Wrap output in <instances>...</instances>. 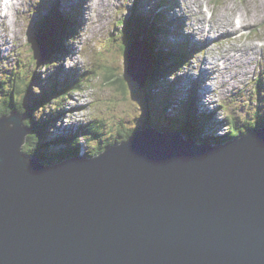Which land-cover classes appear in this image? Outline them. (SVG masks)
<instances>
[{"label": "water", "instance_id": "1", "mask_svg": "<svg viewBox=\"0 0 264 264\" xmlns=\"http://www.w3.org/2000/svg\"><path fill=\"white\" fill-rule=\"evenodd\" d=\"M150 54L127 49L141 87ZM23 121L0 116V264H264V127L213 143L149 123L45 163L23 151Z\"/></svg>", "mask_w": 264, "mask_h": 264}, {"label": "rangeland", "instance_id": "2", "mask_svg": "<svg viewBox=\"0 0 264 264\" xmlns=\"http://www.w3.org/2000/svg\"><path fill=\"white\" fill-rule=\"evenodd\" d=\"M48 1L21 0L20 3L14 5L12 9L8 10V13L11 21L14 22V25L11 26V35H14L18 42L13 44L11 35L5 36L4 39L0 38V82L9 81V77H12L20 83V91L14 95L10 105L13 110L6 112V115L12 114L13 111L24 115L23 125L30 129V120L43 124L44 143L53 140L52 138L59 134H74L80 126L93 121L100 136L97 134V137L92 138L93 140L89 138V143L81 138L80 144L82 150L90 153L94 150L92 148L99 144V141H103L104 144L112 139L114 140L113 144L126 141L130 136L123 134H126L129 129L143 128V125H147V119L150 120L152 126L158 129L174 130L180 126L186 110L193 107L199 116V113L211 112V121L202 129L203 134L208 135L227 133L229 125L227 115L229 113L236 117L238 127L245 125L248 130L256 125L253 123L259 124V119L264 118V0H136V2L142 1V6H134L132 2L126 6V0H112V2L106 0L101 10L92 14L90 21L87 8H85V0H77L75 3L67 2V0H51V3L57 1L60 8L66 9L67 7L68 10H72V18H66L62 13H59L73 35L68 38V41H66V34L64 35L67 51H63L61 48L60 52H54L49 62L41 61V65L38 66L34 62L32 46H35V43L46 44L47 38L44 37V40L41 41L40 38L35 37L34 42L30 39L35 36L34 33H41L40 25H38V32H34L33 27L41 23V16L51 8L50 1ZM231 1L236 3L235 7L225 5ZM208 2L210 8L216 12L212 20L208 19L211 18L209 11L207 14L203 11ZM4 4V0L0 1L1 6ZM224 5L226 8L222 9L221 7ZM167 6V9L173 8L172 11L165 10L164 8ZM134 7H136L135 10ZM206 7H209V4ZM237 7L244 8L240 16L244 18V23L251 29L248 32L250 37L247 39L246 35L244 38L233 40L229 39L233 35L224 37V33H222L223 36H219L222 32L216 26L220 23L217 19L220 17L219 13L224 10L233 16L234 9ZM67 9V12L63 11L66 15ZM150 9H153L152 16L159 15L156 12L161 14L158 23H161L162 20L168 30V34L165 35L158 28L156 41H165L166 52L170 54L179 53L183 58L188 56L184 64L179 62L173 68H169L170 72L164 75L163 79H155L154 88L148 85L154 68L149 70V78L145 87H141L133 77L127 74L129 59L123 53L122 48L123 45L130 42L129 38L133 35L132 26L135 23L125 28V33L121 31L123 25L118 23L122 18H125L124 15L127 13H130L132 19L134 12L142 16L148 14L147 11ZM164 11H166L165 15H163ZM189 14L191 16L188 23L185 24L187 20L185 15ZM97 16L104 17L98 20ZM152 16L148 15V19L150 20ZM72 20L76 22L75 26L68 25V22ZM172 21L174 23H171ZM230 23L234 24L231 21ZM66 26L64 27L66 28ZM165 27L162 28V31L166 32ZM0 29L2 31V25H0ZM170 30L172 34H170ZM210 35L217 37L214 38V41L206 42L205 40L206 43H202L204 39H209ZM198 37L201 40H198ZM136 39L134 38V40ZM138 40L142 43L140 37ZM187 40H191V43ZM147 42L149 45L147 44L146 47L150 49L152 43L148 39ZM131 43L132 41L130 45ZM50 44L52 45V43ZM153 46L155 45L153 44ZM68 48H71L73 57L69 55ZM76 49L78 50L75 54ZM187 50L190 51L186 52ZM239 50L240 53H237ZM155 51L150 49V59L153 64ZM171 62V60H167L168 65ZM223 69L230 74L224 78V81L218 78V75L224 72ZM239 70L247 72V76H242V72ZM37 75L40 77L39 81H36ZM118 77L125 79L124 88L121 87ZM207 77L215 88L214 96L215 100L217 99L215 107L218 105V110L204 105V100L210 99V97H205L203 92V90L208 91V88L203 86L204 82H201L202 85L198 83ZM215 79L219 83L218 86ZM75 81L82 83L81 88L68 92L65 87ZM25 88L29 93V97L27 94L25 98L31 102V105L33 101L38 102V109L34 115L35 121L29 111L21 113L15 109L23 103L22 95L25 94ZM6 90L5 87L0 91V104L5 100L2 99V95ZM52 91L53 93H51ZM63 91L67 94L66 98L62 95ZM50 93L51 98H49ZM56 93L60 96L55 97ZM72 96L78 100H73ZM194 99L195 101H193ZM199 103L201 104L199 105ZM46 121L49 125L46 124ZM216 124H222L218 128V132H215L217 131ZM34 126L39 129L38 124ZM119 129H124V132L120 134ZM255 129L258 128L254 127L250 130ZM243 134H245L244 131L237 133L234 138H239ZM27 139L23 145V151L25 148H34V144L30 146ZM209 141L212 142V140ZM74 144L72 143V145ZM48 146L43 149L55 148L51 145L49 146L51 148H46ZM61 147L57 146V148ZM70 157L68 156V158Z\"/></svg>", "mask_w": 264, "mask_h": 264}, {"label": "trees", "instance_id": "3", "mask_svg": "<svg viewBox=\"0 0 264 264\" xmlns=\"http://www.w3.org/2000/svg\"><path fill=\"white\" fill-rule=\"evenodd\" d=\"M57 5V4H56ZM55 7L51 10V13H49L48 15L44 16L42 19L43 22V29L46 31V33L48 35H46V44L49 47V52L48 54L45 56L44 61L49 62L51 60V56L54 54V52H58L59 49L65 47V42H64V35L66 34V38L68 39V37L71 35V31H68L67 26L65 24V20L62 19V17L60 16V9ZM60 12V13H59ZM161 18V14L157 15L156 17L153 18L152 21H149V19L146 17L142 16H136L134 18L131 19V21L133 23H135L132 27V32H133V37H130L131 40H133V38H138L141 34L145 36H147V38H145V41L147 42V39L150 43H152L151 48L156 52V55L154 57V69L152 72V76H151V81L148 84L151 88H154L156 85V80L155 79H159V78H164V75H167L170 70L169 68H173L175 66V64H178L179 62H183L185 58L181 57V54L179 53H174V54H170L169 52H166V50L164 49H158V46H153V44L155 45L156 40V31L158 30V22ZM132 22L130 23V25L132 24ZM70 25V22L68 23ZM66 26V28L64 27ZM124 33V28L122 30ZM35 39V37H34ZM34 39L32 40L34 42ZM130 40V42H131ZM130 42L126 43L125 46H123V53L126 54V51L128 49V46L130 44ZM52 43V45L50 44ZM148 44V42H147ZM157 44V43H156ZM149 45V44H148ZM150 48V49H151ZM152 51V50H151ZM153 53V52H152ZM162 53H164L162 55ZM34 62H37V58H38V44L35 43L34 46ZM186 57V56H185ZM171 60V64L168 65L167 64V60ZM37 64H39L37 62ZM32 65H34L32 63ZM176 69V68H175ZM119 78V82L121 84V87L124 88L125 85V79H123V77H118ZM11 83V84H9ZM6 84V86H5ZM81 84L80 82H74L72 84H68L67 85V91H71L72 90H78L81 88ZM6 87V91L4 92V94L2 95L3 98L5 99L3 101L2 104H0V116L3 114H6V112L13 110L10 108L11 103L13 102V98L14 95L17 94L20 91V83L17 82L16 80L12 79V77H9V81L3 80L0 82V91L3 89H5ZM31 89V87H30ZM29 89V90H30ZM25 90V94L23 93L22 97H23V103L21 104V106H17V108H15L16 110H18L21 113H24L26 111H29L31 114L32 119L35 121L34 118V114L36 109H38V102L33 101L32 105L31 102L28 101L25 96L27 95V97H29V93H28V89H24ZM53 93V91L51 92ZM51 93L49 94V98H51ZM63 96H65L66 98V93L65 91H63L62 93ZM60 96L58 93L55 94V97ZM22 99V98H21ZM39 101H41L40 99H38ZM26 101V102H25ZM25 102V105H24ZM30 105H29V103ZM57 102V101H56ZM196 109L193 108H189V110H186L185 115L183 116V120L181 119V123L180 126L177 127L176 129L180 130L181 132H183L184 134L188 135V137L191 136H196L198 138H201L203 135L202 129L205 128L206 124H208V122H210V115L209 114H200V116L197 114V112H195ZM197 120H199V122H197ZM148 122L146 123H150L147 119ZM227 122H228V131L226 134L223 135H219V136H212L211 140L215 143H221L224 142L228 139H232L234 137H236L237 133H241L242 131H244V133L248 132L250 129L254 128L251 127L249 130L248 128L243 125L241 127H238V123H237V119L236 117H233V115L231 113L228 114L227 116ZM259 125L262 124V119H259ZM38 124L39 129L36 128V125ZM46 124L49 125V123L46 121ZM30 126H31V130L32 132L27 136V140L29 141L30 146L33 145L34 148L33 149H27L25 148L24 151L36 156L38 158H40L43 162L46 163H51V162H55V161H59L62 159H66V157L68 156H72V155H76L78 153H80L81 151V138L80 135H84V136H88L87 137V141L88 143L90 142L89 138L91 140H93L92 138L97 137L96 135L98 134L100 136V134L98 133L97 128L93 125V121L80 126V129L75 132L74 134H69V135H59L54 141L50 140L47 142H43L44 137H43V132H44V125L40 124V123H36L32 122L30 120ZM208 126V125H207ZM171 128V127H169ZM247 128V129H244ZM167 128H164L162 130H166ZM173 129V128H172ZM124 129L120 130L118 132L123 133ZM136 130V129H135ZM134 129H129L126 131V134L124 133L123 135L125 136H130L134 131ZM171 130V129H170ZM58 142V143H57ZM76 142V144H74ZM114 142V140L112 139L111 141L107 142L104 144L103 141H99V144H97L94 148V150L98 149L97 151H92L90 153H87V155H94L95 153H97L98 151H100L102 148H105L106 145H109L110 143ZM72 143L74 145H72ZM36 145V146H35ZM47 145H51L52 147H55L54 149L51 147H46V148H51V150H44L43 148H45V146ZM62 146L61 148H57V146ZM53 149V151H52ZM86 154V152H85Z\"/></svg>", "mask_w": 264, "mask_h": 264}, {"label": "bare ground", "instance_id": "4", "mask_svg": "<svg viewBox=\"0 0 264 264\" xmlns=\"http://www.w3.org/2000/svg\"><path fill=\"white\" fill-rule=\"evenodd\" d=\"M1 1V0H0ZM20 1L21 0H14L13 2H12V6H11V3H9L8 1H6L5 2V4H6V7L7 8H9V10L10 9H12V7H14V5H16L17 3H20ZM77 0H67V2H73V3H75ZM109 2H112V0H108ZM243 1H245V0H243ZM253 1V0H252ZM105 2H106V0H85V3H86V5H85V8H87L86 10H87V12H88V14H89V21L90 20H92V14L93 13H95V12H97V11H99V10H101V8H102V6L105 4ZM130 2H132V4L134 5V6H141V4H139V3H137L136 1H134V0H126V5H130ZM84 4V3H83ZM209 4V7H206L207 5ZM208 4L205 6L207 9H208V11H209V13L212 15V13H213V15H212V17L211 18H208L209 20H212L213 18H214V14L216 13V12H214V9H211L210 8V3L208 2ZM225 5L226 6H228V7H235L236 6V3L234 2V1H231V3H225ZM224 5V7H221L222 9H225L226 8V6ZM205 7H204V9H205ZM166 8H168V7H166ZM178 8H179V6H178ZM203 9V11L206 13V9L204 10ZM19 10V9H18ZM85 10V11H86ZM243 10H244V8L243 7H237V8H235L234 9V14H233V16H231L229 13H228V11H224V10H222L220 13H219V15H220V17L219 18H217L219 21H220V23H219V25H216L217 27H219L220 28V30L222 31V32H220L221 34L219 35V36H223L222 35V33H224V35H228L229 33H232V32H234V31H238V27H237V25H236V23H237V20L238 19H240V21H241V27H242V30L243 29H245L246 31H247V29H248V26L244 23V18H242V16H240V14L243 12ZM3 12V7L0 5V25H2V31H1V29H0V38H3L4 39V37L5 36H9V35H11V33H12V28H11V26H13L14 25V22H13V20L12 21H10V15H9V13H2ZM183 12V11H182ZM181 12V13H182ZM165 13H166V11H164L163 12V15H165ZM207 14V13H206ZM80 16V15H79ZM67 17L68 18H72V15H71V17L69 16V15H67ZM209 17V16H208ZM253 18V20H255L254 19V17H252ZM227 20V21H226ZM230 21L231 22H233L234 24H232V23H230ZM68 22V21H67ZM71 22V24H74V23H76V22H74L73 20L72 21H70ZM74 22V23H73ZM83 22H85V23H87L86 21H83ZM82 22V23H83ZM18 23V22H17ZM69 23V22H68ZM69 25V24H68ZM87 27V26H86ZM194 28V27H193ZM241 30V31H242ZM192 31V30H191ZM195 31V30H194ZM193 31V32H194ZM197 31V30H196ZM165 32V31H164ZM198 32V31H197ZM192 34V33H191ZM202 35V34H201ZM246 35H247V37H246ZM16 36V35H15ZM202 37V36H201ZM224 37H226V36H224ZM244 37H246L247 39L250 37V35L248 34V31L247 32H243V33H241V34H239V35H236V36H234L233 37V39L234 40H238V39H241V38H244ZM195 38V37H194ZM203 38V37H202ZM227 39V38H226ZM225 39V40H226ZM47 40V39H46ZM64 40H65V37H64ZM189 43H191L189 40H187ZM15 42H18V40L17 39H15ZM157 43V44H156ZM156 43H155V46H158V47H162V43H161V41H156ZM166 44V43H165ZM67 51L66 50V48L64 47V49H63V51ZM61 51V49H59L58 50V52H60ZM186 52H188V50L186 51ZM251 57V56H250ZM233 59V58H232ZM233 61V60H232ZM239 62V61H238ZM243 62V61H242ZM245 63V62H244ZM213 71V70H212ZM223 71L224 72H221V74H219L218 75V78H220L221 80H223L224 81V78H226L227 76H230V74L226 71V70H224L223 69ZM239 71H241L242 72V76H247V72H245V71H243V70H239ZM212 73V72H211ZM215 75V74H214ZM201 77V76H200ZM217 78V77H216ZM242 79H244V78H242ZM196 83V82H195ZM215 83V82H214ZM223 83V82H222ZM215 85V84H214ZM72 90V89H71ZM205 91V90H204ZM205 95H206V93H204ZM208 94H210V91H208ZM213 96L214 95H211V97H210V99L209 100H204V105L206 106V107H211V105H214V103H213ZM252 96V95H251ZM72 99L73 100H78V99H76L74 96H72ZM206 101V102H205ZM217 101V100H216ZM78 102V101H77ZM217 102H215V104H216ZM201 103H199V105H200ZM75 106H77V105H75ZM218 106V105H217ZM72 108H74V107H72ZM72 108H70V109H72ZM195 108V107H194ZM70 109H69V111H70ZM215 113V115H216V112H214ZM35 115V114H34ZM258 129H260V128H258ZM87 154V153H86Z\"/></svg>", "mask_w": 264, "mask_h": 264}, {"label": "clouds", "instance_id": "5", "mask_svg": "<svg viewBox=\"0 0 264 264\" xmlns=\"http://www.w3.org/2000/svg\"><path fill=\"white\" fill-rule=\"evenodd\" d=\"M141 2H142V1H138L139 4H141ZM141 6H142V5H141ZM135 8H136V7H135ZM141 8H142V7H141ZM136 16H138V15L135 14V17H136ZM43 17H44V16H42L41 20L43 19ZM41 25H43V23H42ZM38 45H39V44H38ZM45 45H46V44H45ZM46 46H47V45H46ZM47 47H48V46H47ZM48 52H49V47H48ZM47 54H48V53H47ZM47 54H46V55H47ZM38 57H39V53H38ZM44 58H45V57H44ZM41 61H44V59L41 60ZM199 82H200V81H199ZM193 101H194V100H193ZM210 113H211V112H210ZM210 113H208V111L205 112V114H209V115H210ZM227 116H228V115H227ZM254 124H256V125L254 126L255 128H262V127H264V120H262V124H261V125H259V124H257V123H253V125H254ZM143 126H146V125H143ZM137 129H140V128H137ZM137 129H136V130H137ZM78 130H79V129H77V131H78ZM136 130H135V131H136ZM174 130H178V129L175 128ZM135 131H134V132H135ZM179 131H180V130H179ZM31 132H32V131H31ZM134 132H133V133H134ZM215 132H218V128H217V131H215ZM215 132H214V133H215ZM133 133H132V134H133ZM246 133H247V132H246ZM246 133H245V134H246ZM132 134H131V135H132ZM63 135H64V134H63ZM131 135H130V136H131ZM219 135H223V134H212V135L203 134L202 137H207V138H209V140H211V137H212V136H219ZM243 135H244V134H243ZM27 136H28V135H27ZM57 136H58V135H56L55 138H57ZM26 139H27V137H26ZM226 141H227V140H226ZM212 142H213V141H212ZM113 143H114V142L110 143L109 145H106V147L112 145ZM213 143H215V142H213ZM106 147H105V148H106ZM105 148H102V149H101L100 151H98L96 154H98L99 152H101V151L104 150ZM81 152H84V151L81 150ZM81 152H80V153H81ZM80 153H78V154H80ZM78 154H76V155H78ZM72 156H75V155H72ZM66 158H68V157H66ZM62 160H63V159H62ZM45 163H46V162H45Z\"/></svg>", "mask_w": 264, "mask_h": 264}]
</instances>
